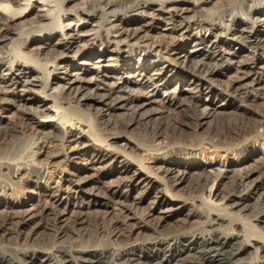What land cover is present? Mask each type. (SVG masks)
<instances>
[{
	"label": "bare ground",
	"instance_id": "bare-ground-1",
	"mask_svg": "<svg viewBox=\"0 0 264 264\" xmlns=\"http://www.w3.org/2000/svg\"><path fill=\"white\" fill-rule=\"evenodd\" d=\"M209 1L128 0L125 8L110 10L115 5L112 0H0V103L19 111L25 124L41 134L43 144L59 142L65 147V153L44 152L40 170L29 168L30 177L39 181L44 167H52L61 156L62 161L79 165L77 172L62 180L57 194L47 196L48 204L39 211L0 204V213L5 214L0 218V239L15 245L9 247L11 255L0 251V264H264V237L247 234L255 232L258 223L264 226V153L254 170L236 164L223 170L216 165L192 166L207 175L217 174L216 180L222 182L229 173L239 172L226 192L214 183L209 188L207 202L217 213L208 209L196 213L172 206L158 189L164 178L173 180V187L178 183L186 172L180 164L157 158L147 171L140 162H131L125 150H102L86 137L79 122L67 119V112H80L81 103L91 100L105 117L115 111H132L141 117L156 104L158 113L174 126L184 118L179 117L181 112L190 108L193 117L188 118L200 125L209 115V105L223 100L226 104L220 108L259 107L264 120V0H242L238 12L229 7L210 19L208 14L207 19L201 15L187 20L186 14ZM69 2L83 5L68 11L63 5ZM36 4L48 7L38 18L30 16ZM159 14L168 20H162L166 28L161 39L139 31L156 29ZM145 19L152 22L142 23ZM17 25L19 32L14 31ZM88 25L98 30L86 34L83 27ZM18 41L33 57L13 55L21 48ZM181 43L185 47L180 48ZM43 51L51 55L41 63L36 57ZM189 79L194 88H174ZM145 86L148 92L136 93L134 87ZM49 101L54 108L46 107ZM14 128L12 124L10 129ZM127 145L128 139L121 144ZM10 161H5L3 170L14 171ZM81 168L92 174L82 177ZM20 175L15 173L17 178ZM135 191L141 193L133 197ZM218 198L222 201L215 204ZM146 200L150 206L139 215ZM242 214L253 215L254 221L246 225ZM90 218L103 223L106 230H102L112 229L111 245H90L92 236L86 231L75 234L89 226ZM234 218L241 222L243 234L235 229L226 234L221 229ZM196 224L200 227L192 229ZM41 231L53 238L39 240ZM70 237L78 243H60Z\"/></svg>",
	"mask_w": 264,
	"mask_h": 264
},
{
	"label": "rangeland",
	"instance_id": "rangeland-1",
	"mask_svg": "<svg viewBox=\"0 0 264 264\" xmlns=\"http://www.w3.org/2000/svg\"><path fill=\"white\" fill-rule=\"evenodd\" d=\"M112 1L115 5L111 7L110 10L125 8L123 6L128 0ZM229 1L231 3H228V0H210L209 4L205 6L203 5L204 7L195 9L194 11L186 14L187 20H191L192 18L201 15L202 17L206 18L208 14L210 16L208 15L207 18L210 19V17H212V14L216 15L220 12V10L224 11L223 8L228 9L229 7H231L232 9L234 8L236 12L241 10L242 0ZM82 5L83 4H81L80 2H69L63 5V8L68 11H73ZM188 7L191 10L194 9L192 5H189ZM47 8L48 7H42V5L36 4L35 9L37 10L30 12V16L38 18L42 14V10ZM204 8L206 9V11L202 10ZM165 16L166 15L163 14L158 15L159 19L161 20L156 29L145 27L139 31H145V33H148L153 37L155 36V39H161V34H164V32H162L161 30L162 28H166L162 20L165 22L168 21L167 19H165ZM150 20L151 19H145V21L142 23H151L152 20ZM45 24H48V22L45 21ZM131 27L140 28V24H132ZM20 28V25L14 26V31L19 32L21 31ZM92 30L98 29L90 25L83 27V31L87 32L86 34L93 33ZM30 33H34V31ZM55 38H59V35L55 36L54 39ZM16 44L21 47L19 41ZM179 47H185V45L181 43ZM54 48L57 49L59 53L63 52L60 47ZM15 51L16 52L13 55H15L16 57H20V55L22 56L23 53L33 57V53L29 52L24 47H21L20 50L16 49ZM50 55L51 52L49 53L43 51L40 52L39 56L36 58H38L41 63H44L47 59H49ZM183 70L181 71L185 72ZM127 80L133 81L132 78H127ZM51 81L52 83H55L54 78L52 77ZM175 87L177 89H181V87L184 89L194 88V83L192 79H189L183 85L177 82L174 85V88ZM134 88L136 89V93L138 94L143 95L148 92L146 86ZM37 90H40V88H38ZM223 103L226 104V102L222 100V102H218L216 106L209 105V108L211 109L210 111H207L209 112V115L206 119L200 121V125L192 124L191 121L193 120L188 118L193 117V109H191V111L190 108H186L185 111H187V109L189 110L187 111V113L185 111L181 112L182 114H180L179 117L184 118L181 120V123L180 121H178L179 123L177 122L179 124L177 127V123L174 126V124L171 123L170 119L158 113V111L156 110L157 107H155L156 104L150 106L147 113H143L141 117L134 115L132 111H115L110 116L105 117L102 110L99 109V107L95 106L93 102H91V100H86L81 103L80 112H67V119L72 122H79L82 126L81 128L87 131L86 137L94 141L102 150L107 152H113L117 148L125 150L129 155L131 162H134L135 164H139L140 162L141 165L139 164V166L143 169H147V171H151L152 168L150 169L149 167L153 166V162L157 158H163L170 162H176L180 164L182 167L181 170L183 172H186L174 187L172 184L174 181L169 180L168 178H164V181H160L158 183V189L163 195V199L166 202L168 201L170 204H172V206H175L176 208L184 207L185 209H190L192 212L196 213H202L205 210L207 211L208 209V211L210 212L214 211L215 213H217L218 211L209 207L210 200L207 202V195L209 194L208 190H210L209 188L212 187L214 183L219 186L220 190L222 189V193L226 192L227 189L231 187L232 181L235 179V177H238L239 172L229 173V180L227 179L222 182L221 180H216L215 177L217 174H213L212 176L209 174L207 175V173L202 171V169H191L192 166L198 164L216 165L217 168L223 170L231 168V165L234 166L236 164L239 168L248 167L249 169L254 170L259 167L258 159L261 158L263 156L262 154L264 153V120L259 114L261 108L254 107L251 109H247L237 106L220 108ZM54 106L55 104L53 103V101H49L46 105V107L48 108H54ZM65 107H67V105H65ZM205 107V105H201L200 109L206 111ZM149 114H151V117L147 118L146 115ZM186 122L189 123L187 124ZM12 124L15 125V130L10 129V126ZM3 126L6 127L0 128V204L17 205V207L21 211H24V209L29 210L31 207H35L36 211H39L42 207L48 204L47 196L57 194V191L62 185V180L68 178L69 174L77 172L76 166L79 165L73 166L68 162L62 161L63 156H61L55 159L56 161L53 162L52 167H44L45 177H41L39 181L35 178H31V171L29 170V168L31 170H40L38 169L41 167L39 162L41 160V155L44 152L65 153V147H61L62 144L60 145L59 142H56V144H43L41 134L36 130L34 126H27L25 124L22 114L19 111H16L13 108H9L6 104L0 103V127ZM153 134L155 135V137ZM127 139L129 145H127V147H122L121 144L127 143ZM128 146H130V148H128ZM5 161H10V163L12 162V164H15L12 165L13 168L15 167L14 171L12 170L10 172H7L6 170H3L4 168L2 166H4L3 164L5 163ZM81 169L82 170L80 172L82 173V177H88L90 174H92V172L88 169ZM233 169L235 168L233 167ZM4 172H7V175ZM16 172L21 173L18 178L15 176ZM254 177H257V174H255ZM115 179H117V177H113L112 180ZM116 182L117 181H114V183H110H113V186H116L118 184ZM110 183L106 185H110ZM140 193L141 192L139 191L132 192V196H138ZM64 197V203L66 205L68 198L66 197V195H64ZM220 199L221 198L215 199L214 203H219ZM221 201L222 200H220V203ZM150 202V200H146L140 206V208L138 209L139 215H141L142 212L144 213L146 211V209L150 206ZM254 202L255 201H252V203ZM258 210L259 208L256 210V212H258ZM4 215L0 213V218L2 219V217H5ZM252 216L253 215H250L247 218L246 215L242 214L241 218L243 219L244 223L247 222V225L248 221L251 223ZM254 218L255 217H253L252 221H254ZM236 220H238V218H236ZM88 221L90 223L88 224L89 226H87L85 230L81 229L82 231L80 229L76 230L79 233L75 232V234H78L77 236H80V234L82 235L84 231H86L85 234L88 233L92 236L90 245L93 242L94 246L96 245L99 247H106L111 245L112 240L110 235L112 234V231L110 230L112 229L107 226L109 230L107 229L106 232V226L103 225V223H101V225L100 222L93 221V218H90ZM235 222H233L231 225H228L227 223L221 229L226 234L230 233V231L232 230L234 231V229L235 231L243 234V232H241V226L239 225L241 222L239 220L237 221L238 224H235ZM252 224L256 223L252 222ZM34 225L36 226V224H33L29 225L28 228L32 229ZM199 227L200 224H196L191 228L198 229ZM102 228H105V230H102ZM248 228L251 229L250 227ZM255 230L256 231L251 232V234L247 233L248 237H255V235L264 237L263 225L258 223ZM50 236L51 235L48 232L41 231L38 234L37 238L39 240L53 238L52 236ZM60 243L64 246H70L75 243L77 244L78 241L77 238L70 237L60 240ZM10 246L15 247L11 240L0 239V251L3 252L5 250L3 253L7 251L8 253L6 252V254L11 255V252L9 253ZM252 257L256 258L255 255H252Z\"/></svg>",
	"mask_w": 264,
	"mask_h": 264
}]
</instances>
